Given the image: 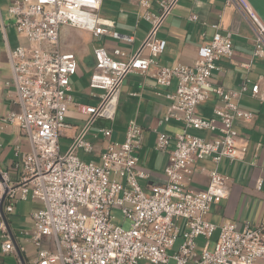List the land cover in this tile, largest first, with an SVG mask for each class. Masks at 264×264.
Wrapping results in <instances>:
<instances>
[{
	"label": "built area",
	"instance_id": "built-area-1",
	"mask_svg": "<svg viewBox=\"0 0 264 264\" xmlns=\"http://www.w3.org/2000/svg\"><path fill=\"white\" fill-rule=\"evenodd\" d=\"M177 1L156 0L157 9L151 11L149 0H137L144 9L140 17L150 27L127 59H121L125 52L119 47L111 53L102 45L93 49L95 62L88 85L102 91L97 104L72 96L70 79L78 60L74 52L61 49L59 32L65 25L131 44L133 35L115 30L111 21L100 16L102 0H22L8 6L15 30L26 44L8 50L11 78L4 85L14 86L18 110L8 111L3 120L18 126L29 149L16 146L12 166L0 167L3 252L16 251L8 229L15 205L31 199L43 206L31 212L30 237L37 251L28 264H264V210L257 223L245 222L242 228L234 222L217 226L204 219L211 205L228 195V177L218 165L223 158L233 161L245 153L246 145L237 143V125L252 120L253 113L239 106L246 83L236 89L212 84L220 62L234 56L232 34L221 33L218 24L211 25L214 32L197 49L192 64H157V56L165 49V40L157 33ZM231 3L238 4L256 29L252 57L264 58V21L248 0H225ZM242 66L249 68L250 63ZM152 67L156 85L162 88L157 94L168 101L163 121L179 125L180 131L173 137L156 131L154 148L167 154L165 180L146 193L139 181L148 174L138 165L144 133L134 119L128 122L122 142L110 139L111 127L97 129L93 137L107 140L98 162L85 161L77 151L93 153L88 131L97 119L114 120L124 78L132 72L148 73ZM211 95L218 102L212 106L213 116L204 118L197 108ZM250 96L264 102V89L254 85ZM70 106L86 118L61 151L60 137L73 128L66 120ZM204 158H210L214 167L209 169L206 188L195 190L189 186L194 163ZM258 187L264 189V183ZM114 205L130 221L129 228L112 222ZM43 237L52 238L53 249L41 246ZM197 238L207 240L199 253ZM178 239L180 243L171 250Z\"/></svg>",
	"mask_w": 264,
	"mask_h": 264
},
{
	"label": "crops",
	"instance_id": "crops-1",
	"mask_svg": "<svg viewBox=\"0 0 264 264\" xmlns=\"http://www.w3.org/2000/svg\"><path fill=\"white\" fill-rule=\"evenodd\" d=\"M13 1L22 0H0V167L3 169L12 166L16 146H20L23 151L29 149V143L21 135L18 126L3 120L8 111L18 110L14 86L4 85V82L11 78L8 50L19 44H26V40L17 35L14 19L7 10ZM149 1V10L156 11V0ZM102 8L103 14H100ZM143 10L137 0H102L100 16L111 21L115 30L133 35L134 41L131 44L118 42L107 35L94 37L87 31L65 25L60 27L61 49L74 52L78 60L77 72L70 79L71 94L76 101L97 104L102 92L88 85L94 63L90 69H86L82 63L81 57L88 49L82 45L81 37L85 35L90 39H98L99 46H104L109 53L115 47H119L125 52V56L121 59H127L140 46L150 27V24L140 17ZM191 15H195L196 18L190 19ZM212 24H218L221 33L232 34L234 48V56L231 59H223L220 62L221 68L213 72L212 84L225 89H236L242 83H246L248 89L239 100V106L252 112L253 118L237 125L239 138L245 143L243 145H246L245 153L233 161L223 158L218 165V170L228 177V195L215 201L206 214L207 220L217 226L225 222H234L238 228H242L245 222L257 223L264 210V189L258 187L259 182L264 183V102H259L250 96L254 85L264 89V58L252 57L256 45V29L251 19L238 4H225V0H178L157 33L159 38L165 40V49L157 56L156 61L161 66H172L177 63L192 64L196 59L197 49L210 40L214 32ZM243 63H250V67L244 68ZM153 71L152 67L148 73L132 72L124 78L118 107L121 101L126 113V125L121 130L112 128L110 135L111 140L122 142L125 128L132 119L143 128L144 139L139 150L138 165L148 174L147 178L139 181L144 190H149L150 186L163 183L165 180L163 169L167 154L154 148L156 131H164L173 137L177 132L174 129L180 127L173 122L163 121L168 101L157 94L162 88L156 85L152 76ZM170 88L173 90L174 87ZM121 95L122 100H120ZM217 102L216 97L211 95L197 108L198 114L204 118H211L212 106ZM117 114L118 108L115 118ZM74 115L81 114L70 106L66 120L71 123L68 118ZM71 124L73 128L68 129L59 139L61 151L66 149L67 142L69 143L70 138L79 129L78 124ZM198 135L210 136L204 131ZM62 141L65 144H62ZM91 141L96 152L83 153L90 154L88 160L99 161L98 156L107 140L101 135L97 138L92 135ZM173 143L172 138L170 146ZM211 165L210 158L197 160L194 163L195 171L189 183L191 188L195 190L206 188ZM12 176H16L14 171ZM42 206L40 201L31 199L20 201L15 205L14 212L8 219V229L16 251L3 252L0 246V264H28L35 257L37 248L30 237L33 229L31 212ZM41 246L53 249L52 238L43 237Z\"/></svg>",
	"mask_w": 264,
	"mask_h": 264
},
{
	"label": "rangeland",
	"instance_id": "rangeland-1",
	"mask_svg": "<svg viewBox=\"0 0 264 264\" xmlns=\"http://www.w3.org/2000/svg\"><path fill=\"white\" fill-rule=\"evenodd\" d=\"M103 12V8H102V11H100V14ZM103 14V13H102ZM67 27V26H66ZM16 31V30H15ZM17 33V32H16ZM17 35L19 36V34L17 33ZM62 35V34H61ZM73 36V34L71 35ZM62 37V36H61ZM81 42H82V45L84 47H86L88 49L87 53L82 55L81 59H82V63L84 64V66L86 67V69H90L94 63V59H93V55H92V49L95 47V46H99L100 43L98 42V39L96 38H92L90 39L88 36H82L81 37ZM122 95H121V99L122 100ZM121 101H120V104H119V107H118V114L115 118L114 121H109V120H104V119H97L94 124L90 127L89 131H88V134H87V138L88 139H91V136L97 131V129L100 127V126H104V127H108V128H114V130H121L125 127L126 125V121H125V116H126V113H125V109L122 107L121 105ZM85 118L84 116L82 115H74V116H70L68 118V120L73 123V124H78V128H81L85 122ZM16 125V124H15ZM174 131H180V127H178V129H174ZM191 133L193 134H200L201 131H198V130H190ZM65 141V140H64ZM66 142V141H65ZM65 142L62 141V144H65ZM238 145H243L245 143H242L241 142V138H238V141H237ZM68 144V142H67ZM65 150V149H64ZM93 152H96V150H94ZM77 154L82 158L84 159L85 161L88 160V158L90 157V154H84L82 150H78L77 151ZM84 156V157H83ZM86 157V158H85ZM98 162V161H96ZM199 165V164H198ZM200 166V165H199ZM214 167V164L212 163L211 166H209V168H213ZM145 192L148 193L149 190L145 189ZM111 213L112 215L114 216V218L112 219V222L114 224H117V225H121L124 229H127L129 228L130 226V221L126 218L123 217L121 211H120V206L118 205H114L112 207V210H111ZM204 219H208L207 218V214L204 215ZM215 237H216V233L214 235V237L212 239H210V244H209V250H212L213 247H214V242H215ZM207 240L206 239H203V238H197L196 239V243H197V249H196V252H200L201 250V246L206 242ZM180 243V239H178L175 243V246L173 249L171 250H174L178 244ZM171 250H168V252H172Z\"/></svg>",
	"mask_w": 264,
	"mask_h": 264
},
{
	"label": "water",
	"instance_id": "water-1",
	"mask_svg": "<svg viewBox=\"0 0 264 264\" xmlns=\"http://www.w3.org/2000/svg\"><path fill=\"white\" fill-rule=\"evenodd\" d=\"M258 15L264 21V0H248Z\"/></svg>",
	"mask_w": 264,
	"mask_h": 264
}]
</instances>
